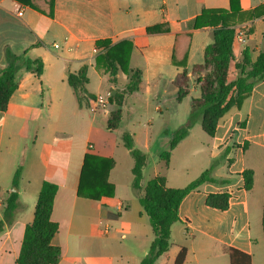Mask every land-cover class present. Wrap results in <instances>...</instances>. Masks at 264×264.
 <instances>
[{
	"label": "crops",
	"instance_id": "crops-1",
	"mask_svg": "<svg viewBox=\"0 0 264 264\" xmlns=\"http://www.w3.org/2000/svg\"><path fill=\"white\" fill-rule=\"evenodd\" d=\"M240 5L243 15L235 26V36L244 30L247 41L242 43L235 37L241 46L239 58L234 56L231 63L235 67L242 61L245 49L250 50L253 62L264 50V0H240ZM229 6V0H54L50 18L15 0H0V68L9 64L12 55H25L44 65L41 76L24 67L18 71L17 90L7 110L0 111V220L4 218L7 198L14 192L15 172L22 164L17 187L22 209L0 233V264H18L25 229L33 222L45 181L59 187L52 214V220L59 224V232L52 240L61 249L57 264L141 263L155 238L149 216L135 192L127 199L119 195V185L114 180L116 159L93 151L98 148L95 135L102 133V128L109 132L108 122L104 125L98 121L97 112L103 111L109 121L113 106L109 103L92 109V100L102 95L88 89L91 78L98 75L100 84L107 83V94H115V88L125 86L118 82L119 75L114 84L108 74L97 70L96 57L101 51L95 44L104 39L113 44L130 40L133 50L129 67L140 70L141 86H146L147 93L151 92V84L173 83L183 70L188 71L193 82V66L204 62V51L214 42V28L195 31L193 22L203 9L228 10ZM20 7L24 8L23 16L17 14ZM43 21H47L45 30L40 28ZM158 24H168L170 33L147 35L146 29ZM186 33L192 34L189 48L180 36L176 50L178 60H185L182 68L172 64V56L177 35ZM54 44L59 48L55 49ZM83 68L87 69L86 92L91 102L80 106L68 76ZM156 111L161 113V107ZM244 121L246 126L240 127ZM174 132H166L170 141ZM189 137L190 131L171 152L168 164L159 156L165 169L170 166L173 152ZM209 139V165L198 177L211 170L214 179L228 183H206L182 201L181 221L174 224L181 225L182 233L175 239L172 226L171 247L155 264H174L182 248L187 249L183 264H230L231 248L250 255L254 264L258 251L255 250L262 240L261 245L264 243V81L255 85L240 108H232L218 121L215 135ZM245 143L248 146L244 150ZM142 146L149 149L150 140L145 139ZM87 153L115 162L109 173V182L115 187L113 198L95 201L78 196ZM149 165L147 157L145 170ZM246 170L254 173L253 188L249 191L242 176ZM159 175L166 177L171 189L189 184L170 185L166 173L156 172L154 177ZM147 182L143 180V187ZM178 182H184L182 173ZM223 194L230 195L227 210L207 204L210 195ZM253 215H260L263 232L258 238L252 231Z\"/></svg>",
	"mask_w": 264,
	"mask_h": 264
},
{
	"label": "trees",
	"instance_id": "trees-1",
	"mask_svg": "<svg viewBox=\"0 0 264 264\" xmlns=\"http://www.w3.org/2000/svg\"><path fill=\"white\" fill-rule=\"evenodd\" d=\"M17 3L29 6L44 12L53 18L54 0H15ZM93 1V0H88ZM229 9H203L193 22V30L214 28V42L204 51V62L194 65L192 75L197 77V84L201 88L202 96L194 99L188 121L178 128L170 141V150L161 154V159L167 164L170 162L171 152L189 134L194 122L201 118L203 131L214 137L218 121L232 108H240L243 100L248 96L255 85L264 81V50L252 61L250 50L243 51L242 61L236 65L239 77L228 83L231 63L234 61L233 44L235 41V26L243 15L240 0H229ZM255 15H253L254 17ZM40 28H47V21L41 23ZM168 24H158L146 29L147 35L170 33ZM183 36L186 49L191 42V33L177 35L172 56V64L185 67V60L179 61L177 55L178 38ZM96 47L101 52L96 57V68L101 74H108L111 82L117 84L116 76L120 73L129 78L123 90L109 98V103L115 109L111 112L107 130L117 131L123 146L133 158L131 169L133 180L132 188L139 197L140 203L149 216L155 238L147 255L140 264H155L171 247V228L180 222L179 207L182 201L193 191H197L206 183L225 185L226 180H216L211 176V170L203 172L198 178L184 188L171 189L167 187L166 177L159 175L149 180L143 187L144 171L147 167V155L137 148L133 135L127 130L126 125L132 120V111L128 106V96L139 91L142 83L140 70L130 69V56L133 43L123 40L113 44L109 39L98 40ZM9 64L0 68V111H6L10 98L17 90L16 76L24 67L34 71L38 76L43 74L44 65L41 60H31L25 55L10 58ZM205 70H210L212 83L203 76ZM88 83L87 69L83 68L78 73L68 76V84L75 91L80 106L88 105L91 100L86 92ZM177 89V101L181 103L190 93V78L188 71L178 73L173 82ZM236 94V95H234ZM94 99V98H93ZM95 100V99H94ZM92 100V101H94ZM246 121L240 124L245 127ZM248 143L243 145L245 150ZM115 162L110 158L100 157L87 153L84 157L80 174L78 196L81 198L101 201L104 198L115 196V187L109 182V173ZM22 171L20 164L13 178V187L17 188ZM247 191L253 188L254 173L246 170L242 174ZM58 185L45 181L42 184L35 208L33 222L26 226L18 264H57L61 257V249L52 244L53 238L59 232V224L52 220L55 198ZM230 195H210L207 204L219 210H227ZM19 194L12 192L6 201L4 218L0 220V233L5 225L12 223L16 213L21 210ZM264 230V216H263ZM187 249L182 248L174 264H183L186 260ZM230 264H252L250 255L236 249H229Z\"/></svg>",
	"mask_w": 264,
	"mask_h": 264
},
{
	"label": "rangeland",
	"instance_id": "rangeland-1",
	"mask_svg": "<svg viewBox=\"0 0 264 264\" xmlns=\"http://www.w3.org/2000/svg\"><path fill=\"white\" fill-rule=\"evenodd\" d=\"M241 46L236 40L234 43L235 59L239 58ZM140 59V58H139ZM194 76V75H193ZM203 76L211 83V72L205 70ZM191 82L190 93L181 102H177V89L170 81H162L161 83L151 84V92L147 93L146 86L143 84L139 91L129 97L128 105L132 111V121L128 124L127 129L133 135L138 145L150 160V165L144 171V183L154 177L156 172L166 173L169 178L170 185H187L198 177L200 172L209 165V137L202 129V120H196L190 129V137L186 143L181 145L172 154V160L168 169L164 167V161L159 159V156L170 150V136L166 132H174L183 126L189 119L192 101L199 99L202 96L201 88L197 84V77ZM239 77V71L233 63L229 72L228 83L233 82ZM127 76L119 74L118 82L122 85L127 84ZM146 84L147 81H144ZM124 86L115 88V94L122 91ZM88 89L94 94H100L107 98V105H109V98L114 95L112 91H108V84H100V77L94 75L91 78ZM236 95V94H234ZM94 105L93 103H91ZM157 107H161L162 112L156 111ZM100 109V106L98 107ZM113 106L110 110L113 111ZM98 121L104 125L108 122V115L103 111L97 112ZM145 124L148 127H145ZM102 133L95 135L94 139L97 142V149L93 150L99 152L107 157L116 159L117 168L115 171L114 180L118 183L119 195L125 199L134 194L131 186L133 175L131 172L133 166V158L129 151L122 146L121 139L116 131H106L102 128ZM145 139L150 140L149 149L143 148ZM182 173L184 182H178ZM186 181V182H185ZM188 181V182H187ZM186 183V184H185ZM174 238L182 233L181 225H174ZM252 231L254 237L262 235L260 215H253L252 217ZM263 242V240L261 241ZM259 243L255 250L254 264H264V243ZM261 249V252L259 249Z\"/></svg>",
	"mask_w": 264,
	"mask_h": 264
},
{
	"label": "built area",
	"instance_id": "built-area-1",
	"mask_svg": "<svg viewBox=\"0 0 264 264\" xmlns=\"http://www.w3.org/2000/svg\"><path fill=\"white\" fill-rule=\"evenodd\" d=\"M18 16H23L24 14V8L20 7L17 11ZM236 39H238L240 42L245 43L247 41V35L246 32L244 30L242 31H238L236 33ZM54 48L58 49L59 45L58 44H54ZM107 98L103 97V96H98V98H96L94 101H92L93 105V110H96L99 106H104L105 104H107Z\"/></svg>",
	"mask_w": 264,
	"mask_h": 264
},
{
	"label": "water",
	"instance_id": "water-1",
	"mask_svg": "<svg viewBox=\"0 0 264 264\" xmlns=\"http://www.w3.org/2000/svg\"><path fill=\"white\" fill-rule=\"evenodd\" d=\"M13 191H14V192H17V188H14Z\"/></svg>",
	"mask_w": 264,
	"mask_h": 264
}]
</instances>
